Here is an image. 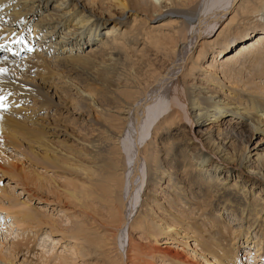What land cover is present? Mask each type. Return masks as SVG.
I'll list each match as a JSON object with an SVG mask.
<instances>
[{
	"label": "bare ground",
	"instance_id": "1",
	"mask_svg": "<svg viewBox=\"0 0 264 264\" xmlns=\"http://www.w3.org/2000/svg\"><path fill=\"white\" fill-rule=\"evenodd\" d=\"M159 1V7L151 9L158 13V18L176 17L171 24V30L179 29V32L175 31L174 36H178H173L174 38L170 36L171 33L160 32L156 37L153 35L155 46L151 47L155 48L156 55L171 61V58L177 59V45L174 40L181 38L180 41L182 40L184 44L190 40L197 42L199 33L201 39H205L225 19L236 0H202L201 12L198 17L196 14L190 17L189 22H186L189 19L186 20L187 16L184 13H177L175 9H188L189 6H194L193 2L196 4L197 0ZM255 1L260 4L259 7L252 2L246 4V7L240 6L238 12L243 16L259 14L264 7V0ZM106 4L109 5V11L96 15L95 9ZM146 4L153 6L151 0L146 1ZM242 4L245 5L243 2ZM112 10H120L123 13L129 11V14L134 15H141L146 11L142 0H0V14L7 18L9 29L18 28L17 26L33 28L41 40L45 41L44 52L36 53L29 58L36 60L31 66L39 70L54 61L65 63L66 66L76 61L83 63L87 61L90 70L100 73L103 78L101 105L115 104L114 112L109 111L110 108L107 106L109 109L99 111L97 118L105 125L112 126L111 131L115 130L107 144L113 141L114 146L117 145L115 151L120 157L113 156L114 159L117 158L116 161H103L102 143L98 144L97 149L99 150L100 146V151L97 150L98 153L94 155L96 158H92L91 161L95 169L88 171L89 186L82 193L87 192L94 198L95 193H110V189L115 186H119V190L122 189L123 196L121 195L120 202L125 214L122 220L120 218L116 229L118 235H115L118 264H138L142 252L138 255L135 253L134 256V250H131L135 245L134 237L132 238L129 233L131 230L147 232L148 229L150 230L148 235L153 239H157L160 234L166 235V242L174 239L173 233L177 232H182L184 237H193L196 247H200L205 253L208 264H237L240 260L236 240L244 238L246 245H253V248L250 245L247 247L249 252L246 256L253 259L252 262L261 264L264 261V155L260 153L262 146L247 150L248 146L239 148L237 140L239 138L245 140L243 127L248 122L251 134L264 133L262 93L264 88L255 83L256 80H264V46H255L253 47L255 51L251 49L253 51L251 52L250 48H246L249 41L241 44L239 47L243 48L241 53L235 56L230 54L222 66L226 80L241 79L243 83L240 85L244 89L242 95L235 91H228L227 95H218L217 91L214 92L209 87L192 83L195 81L193 73L203 55L201 52L196 59L193 53L190 54L185 61L182 74L177 80L167 83L164 79L165 72L157 74L154 65L150 64L152 61L143 60V47L140 49V46L142 42L149 41V36L146 40L148 34H144V30L140 28L141 24L136 20L137 17L134 16L132 24H129L127 20L123 21L124 15L118 17L110 12ZM237 18L235 15L218 38L236 25ZM109 20L112 24L104 34H101L100 28ZM190 22L191 24H184ZM192 24L194 26H191V31L189 25ZM182 25L185 26L183 30L180 28ZM202 29L205 30L200 32ZM240 29L243 27L238 28V31ZM7 31L9 30L0 28L1 45L6 44L4 35ZM190 31L193 32L191 39ZM263 37L264 32L253 38L260 40ZM95 39H98L101 45L89 46ZM213 44L222 45L216 41ZM85 46L89 49L81 53V48ZM224 47L222 51L227 49L229 44H224ZM28 63L26 61V64ZM239 64L243 65L240 71L236 69ZM216 65L217 62L213 66ZM4 71L1 73L2 77L9 74L7 70ZM135 71L143 74L132 75ZM3 81L0 79V84ZM8 91L10 92V89ZM32 93L29 95L21 93L19 98L26 99ZM87 97L91 98V95ZM0 98H2L0 104H3L1 110L20 105L7 95H0ZM91 102L93 107L98 104L93 100ZM11 111L20 116L21 109L15 108ZM111 113L116 116L110 115ZM229 114L232 115V119L224 121V116ZM10 119L12 118L0 113V123L7 124ZM232 127L234 130L230 133L228 128ZM149 134L152 136L150 139ZM43 135L39 137L37 144L45 149L50 143L49 140L46 142L47 136ZM261 143H264V140ZM121 144L125 153L122 152ZM50 147L53 149L54 146ZM140 159L145 163L142 165H146L148 178H145L146 173L142 170L144 166L141 168L139 164ZM98 160L108 163L99 167ZM44 162L53 168L61 166L60 160L55 158L53 152L46 153ZM121 163L124 164V169L122 168L124 173L122 172L119 178L116 177V172L120 169ZM106 165L107 172L104 171ZM2 168L0 164V170ZM233 175L236 180L232 178ZM145 179H148L147 183ZM97 182L103 185L94 186ZM148 184L158 188L166 184L165 191L168 197L165 199L169 207L159 204L149 195L142 200L143 204L138 206L139 197L143 192L146 194L145 187ZM113 190L112 192H115ZM75 192L73 190L71 195L69 194L73 199L79 197ZM89 196L87 195L86 199L89 200ZM197 216L199 221L196 220ZM148 219L155 225L147 228L150 224ZM37 220L38 215L28 211L24 214H15L14 224L30 225ZM155 244L157 245L158 241H155ZM253 249H256L254 254ZM173 252L168 247L163 249L152 247L148 250V254L161 256V260H168L171 264H198L185 260L179 253ZM0 264L9 263L0 257Z\"/></svg>",
	"mask_w": 264,
	"mask_h": 264
},
{
	"label": "rangeland",
	"instance_id": "2",
	"mask_svg": "<svg viewBox=\"0 0 264 264\" xmlns=\"http://www.w3.org/2000/svg\"><path fill=\"white\" fill-rule=\"evenodd\" d=\"M146 1L149 0H142V5L147 12H142L141 15L129 14V11L124 13L120 10L110 11L118 17L124 15L122 17L123 21L126 22L127 20L129 24H132V19L137 17L136 20L141 24L140 28L144 30V34H148L145 39L148 40L149 36V41L142 42L140 46V49L143 47L142 57L144 62L151 60L150 64L154 65L153 67L157 74L165 72L164 79L168 83L177 80L182 74L185 61L190 54L193 53V57L196 59L201 52L203 55L198 62L195 73H193L195 81L193 80L192 83L205 86L206 88L209 87L214 92L217 91L218 95H227L228 91L239 92L242 95V90L244 91V89L240 85L243 83L241 79L230 78V80H226L222 66L230 54L235 56L243 50V48H239L241 44L249 41L250 43L246 48H250L251 52L255 51L253 48L255 46H264V37L260 40L258 38L254 40L253 38L264 32V7L259 14L243 16L241 12H238L239 8H241L240 6L246 7V4L256 3V1L236 0L231 8L232 10H229L225 19L213 30L211 35L204 37L205 39H201L200 33L197 42L190 40L184 44L182 40L180 41L181 38L179 40L175 38L177 59L171 58V61H167L156 55L155 48H153L155 46L153 40L160 32L164 34L171 33L170 36L172 38L177 37L178 35L174 36V33L175 31L179 32V29L171 30V24L176 17L158 18V13H155L154 9L151 8L159 7L160 1L151 0L153 2L151 7L146 4ZM198 2L199 0L196 1V4ZM200 3L202 4L203 1L200 0L197 6L193 2L194 6L191 5V7L189 6L190 8L188 7L185 10L179 8L175 10L177 13H184L187 16L186 20L189 19L186 22H189L190 17L196 15L198 17L201 12L203 4L201 5ZM259 6L260 4H258ZM104 11H109L108 4L99 9L97 8V10L95 9V14L100 15ZM235 15L238 17L236 25L218 38L220 32ZM244 18L248 19V21H245ZM111 24L112 22L109 20L104 27L100 28L99 32L104 34ZM184 24H191V22ZM191 26H194V24L189 25V27ZM165 27L166 29H162ZM184 27L182 25L180 28L183 30ZM241 27L243 29L238 31V28ZM190 30L192 31V27ZM204 30L202 29L200 32ZM191 31L189 32L191 34L189 35L190 39L193 35ZM40 39L42 38L40 37ZM252 40L254 41L252 42ZM215 41L222 45L216 46L213 44ZM92 42L89 46L101 45L98 39L92 40ZM226 43L229 44V47L222 51L221 49L225 48L224 44ZM2 46L3 49L0 50V69L7 70L9 77L8 75L6 77L3 75V78L0 73V79L4 80L0 84V95L10 97L8 93L10 89V92L14 91L15 93L13 94L16 95L10 98L20 105L17 107L9 106L10 108H7V110L0 109V113L12 118L7 124L0 123L1 126L3 125L0 127V164L3 167L0 170V257L9 264H118L115 235H118L116 229L120 218L122 220L125 214L124 207L123 210L121 209L122 189L119 190V186H115L112 188L115 192H112V189H110V193L101 194L98 192V194L95 193L94 198L87 192L82 193L89 186L88 176L90 170L95 169L94 163L92 165L91 161L96 158L94 155L100 151V146L99 150L97 149L98 144L102 143L104 145L101 144L102 152L104 150V154H101L104 157L103 161H116L117 158L114 159V157L116 155V157H120L119 153L115 151L117 145L114 146L113 141H109L107 144V141L111 139L110 135L115 130L111 131L110 128H113L112 126L105 125L97 118L99 111L110 108L109 111L114 112L113 108L115 107V104H104L102 106L100 103L103 95L101 92L103 78H101L100 73L97 74L90 70L89 62L87 61L84 63L76 61L77 64L75 62L67 66L65 63H55L54 61L52 64L47 65L48 68L44 66L45 69L41 67L38 70L37 67L31 66L36 60L33 61L28 58L29 60L26 59V61L29 63L26 65L25 59L14 60V57L13 59L10 58L8 48L5 44ZM88 49L89 47L85 46L80 51L83 53ZM215 62H217V65L213 66ZM6 63L10 65H6ZM242 66V64H239L236 69L240 71ZM142 74L139 71L132 73V75L137 76ZM92 80L94 81L92 82ZM238 80L240 81L238 82ZM4 82L8 84H4ZM255 83H258L259 87L264 88V80H256ZM1 87H3L2 90ZM5 88L6 90L9 88L8 92ZM21 93L26 95L32 93V95L20 100L19 94ZM89 95H91L92 99L87 97ZM92 100L98 103L97 106H91ZM23 102L24 105L21 106ZM15 108L21 109L20 116L12 113L11 110L14 111ZM169 112L168 110L167 113ZM110 115L116 116V114L112 113ZM231 116L230 114L226 115L223 120L226 122L227 120L230 121V118L232 119ZM234 119L236 120V118ZM249 125V122L244 125L243 129L246 138L245 140L239 138L237 146L239 148L248 146V150L260 145L262 146L260 153L264 155V143H261L264 140V133L251 134ZM114 128H116V125H114ZM228 130L232 133L234 129L232 127L228 128ZM42 134H44V137L47 136L46 142L49 140L48 143H50V146H54V150L50 146L51 149L49 147L44 149L39 146V143L37 144ZM151 137V134H149L148 138L150 139ZM120 146L122 152H124L123 145L121 144ZM51 152H53L55 158L60 160L61 166L59 168L44 164L46 153ZM108 162L102 163V160H98V166L103 167ZM120 162H122L121 158ZM123 163L120 164L116 177L120 178L124 173ZM142 163L144 162H141L140 159L141 168L144 166ZM145 166L142 170L146 173L145 178H148ZM106 167H104L105 172L108 171V167ZM102 174L104 175V172ZM232 178L236 180L234 175ZM145 180V183H147L148 179ZM100 184L103 185L101 182H97L94 183V186ZM148 186L145 187L147 189L146 194L144 195L143 192L140 195L138 206L140 207L144 202L142 200H145L146 196L149 195V197L151 196L150 198L158 201L159 204L169 207L166 202L167 199H165L168 197V193L165 191L167 188L166 184H163L161 188L153 185ZM73 190L76 191L75 193L79 196V199H73L69 196ZM87 195H90L88 197L90 198L89 200L86 199ZM28 211L38 215L39 220L36 223L34 222L30 225L23 223L20 226L14 224L15 214H24ZM150 220L148 219L150 224H148L149 226L147 225V228L151 227L150 225H155ZM196 220L199 221L198 216ZM149 231L148 229L147 232H142L141 230L128 232L132 238L134 237L135 245L131 249L132 251L134 250V256L135 253L138 255L142 252L139 255L141 258L138 264H171L168 260H161V256L148 254V250L152 249V247H160L162 249L168 247L172 252L174 251L173 253H179L185 260L193 263H209L206 260L205 253L200 247H196L193 237H184L182 232H177L179 235L173 233L175 238L166 242V235L160 234L157 239H153L150 237L151 235H148ZM155 241H158L157 245ZM244 242V238L236 240L240 260L237 261V264H256L252 262L254 261L253 259L246 256V253L249 252L247 247L250 244L246 245ZM250 247L253 248V245H250ZM255 251L256 249H253L252 253L254 254ZM149 255L150 257H148ZM129 257L132 258L131 256ZM261 264H264V261Z\"/></svg>",
	"mask_w": 264,
	"mask_h": 264
},
{
	"label": "snow or ice",
	"instance_id": "3",
	"mask_svg": "<svg viewBox=\"0 0 264 264\" xmlns=\"http://www.w3.org/2000/svg\"><path fill=\"white\" fill-rule=\"evenodd\" d=\"M3 71V69H0V73H2ZM0 100H2V98H0ZM0 106H2V104H0Z\"/></svg>",
	"mask_w": 264,
	"mask_h": 264
}]
</instances>
